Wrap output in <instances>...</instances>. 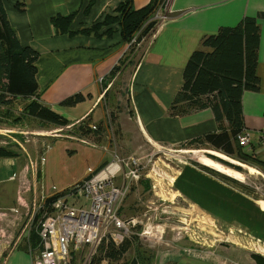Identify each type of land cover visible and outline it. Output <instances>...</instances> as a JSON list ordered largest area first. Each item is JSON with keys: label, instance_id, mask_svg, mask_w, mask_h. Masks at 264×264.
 <instances>
[{"label": "crops", "instance_id": "0c3cea01", "mask_svg": "<svg viewBox=\"0 0 264 264\" xmlns=\"http://www.w3.org/2000/svg\"><path fill=\"white\" fill-rule=\"evenodd\" d=\"M120 1L123 0H3L9 23L20 42L29 45L38 54L35 63L38 87L36 101L68 121L62 126H7V148L18 152L20 156L2 159L21 160L20 163L27 169L22 170L23 174H15L18 179L11 185L13 188L10 186V190L3 194L10 200L7 208H19L21 205L31 204L34 198L40 200L53 191L73 188L101 163L110 160L111 154H104L100 147L108 144L112 149L121 143L127 144L133 137L132 130L151 142L163 146H180L187 142L194 143L208 133L229 129L226 119H215L208 107L195 108L185 102H173L181 87L182 70L191 52L196 49L208 50L201 46L202 38L215 33L220 27L236 26L245 16L255 17L261 30L256 70L259 87L254 91H244L241 95L243 124L240 132L249 134L250 140L247 145L235 146L244 154V160L236 157L234 151L220 154L229 163L255 167L264 172V149L256 135L264 126V0H165L162 9L164 15L169 16L164 18L160 30L158 27L154 31L155 35L133 37L128 44L121 41L118 32L103 38L53 34L49 18L55 14L67 15L80 10L73 22L74 28H78L88 26L104 13L113 10ZM148 1L132 0V6L140 8ZM165 8L168 12H165ZM141 38L143 41L140 43ZM139 45L141 50L137 54L135 51ZM120 63L119 71L114 74L106 88H102L100 81ZM113 81L118 85V95L109 92ZM74 95H78L74 104L63 103ZM112 99L118 107L117 136L112 135L111 140L107 136L100 142L79 138L75 130L83 121L87 120L90 124L106 123V119H109L106 117L107 106H110ZM213 152L214 155L219 153ZM40 155H43V161H40ZM249 155L251 157L248 158ZM11 164L4 162L0 165V178L6 176V181H12ZM223 169L224 173H227L226 169L230 171L226 166ZM232 179L240 183L234 185L242 191L240 186L244 182L232 177L229 178L231 183ZM212 180L215 184L212 182L206 187L210 196L207 205L210 213H204L217 220L211 211L218 207L223 208L224 210H219L222 214L236 220L234 224L221 222L228 228H234L235 225L253 228L255 217L259 219L257 222L261 221L256 210L263 212L251 203H245L251 215L248 224L242 216L230 213L231 209L226 205L228 203L225 197L235 198L241 193L235 191L234 194L230 185L226 186L221 180ZM189 195L198 201L206 196L200 190L194 196ZM29 196L33 197L30 202ZM188 205L194 207L193 201ZM160 227L163 233L165 228L163 225ZM1 235L3 239L0 238V250L13 237H4V233L0 237ZM157 242L163 245L165 252L161 264L216 263L214 260L203 261L197 255L182 262V256H176L170 251L168 237L163 235ZM151 247L154 249V246ZM14 256L19 260L28 259L26 254L16 250L7 256V262Z\"/></svg>", "mask_w": 264, "mask_h": 264}, {"label": "rangeland", "instance_id": "374dc122", "mask_svg": "<svg viewBox=\"0 0 264 264\" xmlns=\"http://www.w3.org/2000/svg\"><path fill=\"white\" fill-rule=\"evenodd\" d=\"M157 9H154L152 17L156 18L158 22L164 10L158 11ZM165 12H168L166 8ZM168 16L164 15L163 17L166 19ZM163 22L157 23L154 27L159 26L160 30ZM155 33L151 31L149 34L155 35ZM142 41L141 38L139 42ZM140 50L141 46L139 45L135 52L138 54ZM113 83L115 85L116 81ZM110 91L118 95V85L112 86ZM127 118L130 119L128 116ZM7 126L9 123L0 122V146L2 147H7L5 142V139L9 137ZM263 127L256 132L258 138L264 139V132L261 131ZM132 132L133 137L127 144L121 143L120 146L112 149H110V145L106 144L103 148L100 147V150L108 156L116 154L123 170L133 167L136 176L131 178L128 190L120 204L119 214L124 219L134 218L137 222L128 228L124 239L122 238L118 244H114L112 238L103 237L97 244L84 246L82 249H71L68 256L69 264H161L162 257H165L163 245H156L154 249L151 246L155 244V241L163 238V235L168 237L170 251L176 256H182V262L197 255L203 261L214 260L216 262L214 264H264V172L255 167L237 166L238 163H234L235 165L229 163L221 157L224 152L216 150L210 144L187 142L180 146H163L140 136L139 132L134 130ZM240 134L247 133L241 131L237 135V143ZM107 139L111 140L112 135H108ZM213 151L219 153L214 155ZM233 153L236 157L239 156L237 151ZM40 157V161H43V155ZM204 157L215 161L220 166L216 164L212 167L203 165L200 160H203ZM4 162H10L13 166L11 169L13 170L12 181H6V176L0 178V211H2L0 212V228H2L0 234L4 233L5 237L15 234L20 221H23L26 206L29 204L21 205L19 208H7L10 205V200H7L3 194L7 193L10 190L9 187L18 179V175L16 177L15 174L18 172L23 174L22 170L27 171V169L20 163L21 160L4 161L0 157V165ZM250 163L256 165L253 162ZM200 166L206 168H199ZM224 166L230 168V171L226 169L227 173H224ZM1 171L2 169H0ZM194 172L199 173L203 179L193 185L190 175ZM232 177L244 182L242 191L236 189L234 183L230 182L229 178ZM120 179L121 176L117 180ZM212 179L221 180L226 186L230 185L233 191H239L241 194L238 197L242 200V204L251 203L261 209L263 212L261 217L257 215L261 219L258 222L261 233H254V230L249 226L245 228L236 225L234 228L225 227L221 222L234 224L236 220L222 214L219 210L224 209L221 207L211 211L219 221L204 213L209 211L207 205L210 196L206 187L212 183ZM199 190L206 194L203 200L198 201L194 197H190L189 194L194 196L195 192ZM68 193L67 190L53 191L52 194L41 198L40 202L47 204L48 198L53 197L48 204L57 203L56 206H58L59 201L63 200L65 207L86 206V197L81 193ZM32 199V196L28 197L29 202ZM192 201L194 207L188 205ZM160 225L165 228L163 233H161ZM0 238L3 239L2 235ZM11 241L10 238L0 250V264H12V262L29 264V260L35 256L33 250L26 254L28 259L21 258L19 260L14 256L7 262V256L16 251L17 246ZM108 242L115 248L124 246L122 255L116 258L107 257L105 246ZM19 252L25 255L23 251ZM5 254L6 257L2 258L1 255L5 256Z\"/></svg>", "mask_w": 264, "mask_h": 264}, {"label": "trees", "instance_id": "16d2710c", "mask_svg": "<svg viewBox=\"0 0 264 264\" xmlns=\"http://www.w3.org/2000/svg\"><path fill=\"white\" fill-rule=\"evenodd\" d=\"M164 2L165 0H149L144 6L133 8L132 0H123L118 2L113 10L104 13L88 26L74 28L73 22L80 10L67 15L55 14L49 18V24L54 35H83L103 38L111 37L115 32H118L121 41L128 44L133 37L149 34L153 30L152 28L157 25V20L152 17L154 9L161 10ZM87 9L85 8V10ZM260 39L261 30L257 19L245 16L236 26L220 27L215 33L204 36L201 46L208 50L196 49L187 58L182 70V84L174 97L173 104L185 102L186 105L197 108L208 107L212 110L215 119L225 118L229 126V129L221 132L208 133L194 143H209L215 149L226 154L237 151L239 159H246L244 154L236 148L238 146L237 134L240 133L243 124L241 95L244 91H254L259 87L256 70ZM37 57L38 54L29 45L20 42L9 23L3 0H0V122L20 127L28 124L40 127L51 124L62 126L68 122L66 118L55 113L51 108L36 101L38 96L35 78ZM120 66L121 63L115 65L109 74L100 81L102 88H106L114 74L119 71ZM112 86L109 88V92H111ZM106 93L107 91L104 94ZM77 99L78 95H74L65 99L63 103L74 104ZM117 110V104L112 99L110 106H107L106 117L109 119H106L105 124H90L85 120L76 128L75 134L79 138L90 139L94 142L103 141L108 135L117 136ZM261 147L264 149V145ZM17 156H20L18 152L0 146V157L13 158ZM104 164H100L96 170ZM199 168L206 167L200 166ZM190 178L193 185L203 179L196 172L192 173ZM212 182L215 184L214 180ZM232 183L239 185L233 179ZM240 187L242 188V186ZM72 189L74 190L71 188L67 192ZM233 192L236 194L235 191ZM52 198H48L47 204H45L47 207L50 206L48 202ZM225 200L228 203L226 205L231 209L230 213L242 216L248 224L251 215L242 204V200L237 195L235 198L226 196ZM36 202L40 204L39 199ZM44 208L45 206L41 208V211ZM256 215L261 217V212L256 210ZM39 216L40 213L35 216L34 223L25 234L20 233V221L18 229L12 237V241L17 244L16 250L23 251L25 254L31 250L33 252L38 250L40 236L35 226L38 225ZM36 217H38L37 221ZM258 220L255 217V222L252 223L253 228L251 229L254 230V233L262 232L258 227ZM123 247L115 248L108 242L105 246L106 256L119 257L124 251ZM1 257L5 258L6 254Z\"/></svg>", "mask_w": 264, "mask_h": 264}, {"label": "built area", "instance_id": "2783aa9c", "mask_svg": "<svg viewBox=\"0 0 264 264\" xmlns=\"http://www.w3.org/2000/svg\"><path fill=\"white\" fill-rule=\"evenodd\" d=\"M164 12L157 23L164 20ZM157 20L156 18H154ZM159 27V26H158ZM158 27L153 28V32ZM137 38V37H136ZM94 128L93 125H91ZM264 132V127L261 130ZM261 145L264 139L260 138ZM250 140L248 134L238 136V144L247 145ZM115 156V157H114ZM114 157V158H113ZM121 176L120 180H117ZM136 176L133 167L127 170L121 168L120 159L112 154L110 160L98 170L92 171L89 176L73 186L72 192L81 193L86 197V206L65 207L63 200L59 205H50L36 202L34 198L27 205L20 223V233H27L40 213L38 225L40 247L35 251L31 264H69V253L72 249H82L84 246L97 244L103 237L112 238L118 244L137 220L124 219L119 214V207L126 194L131 178ZM40 201V200H39ZM45 206L44 210L41 208ZM159 245L156 241L152 246Z\"/></svg>", "mask_w": 264, "mask_h": 264}, {"label": "bare ground", "instance_id": "6f19581e", "mask_svg": "<svg viewBox=\"0 0 264 264\" xmlns=\"http://www.w3.org/2000/svg\"><path fill=\"white\" fill-rule=\"evenodd\" d=\"M205 160V161H204ZM203 164H205L206 166H208V167H212V166H215V164L217 165V166H220V165H218V163H216L215 161H213V160H211V159H209V158H206V157H204L203 158V160H200Z\"/></svg>", "mask_w": 264, "mask_h": 264}]
</instances>
